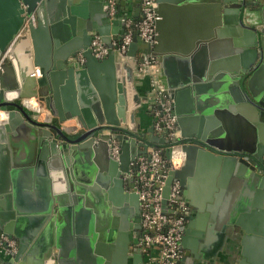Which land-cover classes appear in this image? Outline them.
Listing matches in <instances>:
<instances>
[{
	"label": "water",
	"instance_id": "95a60500",
	"mask_svg": "<svg viewBox=\"0 0 264 264\" xmlns=\"http://www.w3.org/2000/svg\"><path fill=\"white\" fill-rule=\"evenodd\" d=\"M90 1L0 0V56L14 40L13 51L4 58L0 70V86H5L4 75L15 64L21 75L18 96H38L61 120L77 116L84 127L78 135H69L55 123L33 119L28 108L15 99H4L0 91V109L6 110L5 116H8L10 124L27 120L41 127V136L48 134L51 137L49 141L42 140L43 150L37 161L38 168L45 167L43 172H46L49 183V204L36 217L35 226L28 235H19L11 225L0 223V234L4 232L19 238L18 250L6 251L0 247L1 253L11 255L8 259L0 256L1 261L8 264H27L24 256L27 248L28 253L35 257V264H144L141 239L133 237L137 220L134 210H141L140 199L133 188L134 177H126V172L129 171L130 162L137 155L147 152L150 146H164L166 156L172 154L169 140L159 135L154 125L149 129V136L139 131L135 108L140 106L142 99L133 91L135 77L144 73L140 70L141 59L150 53L160 54L163 24L157 25L160 30V34H157L159 42H146L136 29L142 0L131 1L137 4L132 24L135 34L124 53L114 44V40H120L126 32L125 14L121 12L128 7L126 0H119L121 7L115 16L109 13L110 0H99L97 10L88 14ZM162 1L158 0L160 4L157 10L159 13L160 8L165 16L164 23L166 14ZM216 1L225 4L226 12L238 13L237 20L249 35V43L256 46L259 60L256 65L249 64L245 73H229L230 91L236 100L254 107L264 119V92L258 85L264 73V0ZM32 12L37 13L36 24L22 30L26 15ZM160 18L157 23L161 21ZM243 18L248 23H244ZM118 25L120 28L114 30ZM62 26L68 30L69 37L66 39L70 51L64 54L55 51L51 58L52 46L64 39L63 36L62 39L56 38L58 28ZM96 35H100L108 46L105 58L97 57L90 47ZM40 36L46 40L41 49L36 47V38ZM30 38L34 39V51L23 49L28 47ZM139 49L142 50L140 57L137 55ZM79 50L86 57L84 63L76 57ZM116 51L122 55L120 60H116ZM123 57L131 60L125 61ZM36 65L40 66L41 76L32 75V72H36ZM99 69L108 72L112 86L103 94L101 105L98 102L91 111L85 105L84 97L88 92L96 98L97 94L87 75L90 73L89 77L97 86L95 74ZM198 82L195 76H181L169 85L162 82L165 87L160 89L171 97H177L184 90L183 86H197L195 84ZM131 101L135 108L129 107ZM151 107L153 112L150 115L155 118L154 104ZM177 112L180 113L179 110ZM4 127L8 125L0 126V129ZM106 129L120 131L116 134L122 146L119 159L110 153L109 143L113 134L104 131ZM175 142L181 144L186 161L182 167L171 169L168 173L164 188L165 206L172 182L180 179L184 184L185 173L197 161L227 162L236 172L255 176V180L264 186V148L233 149L200 132H182ZM46 152L52 155L49 161L45 160ZM235 209L229 220L228 236L233 248L244 255L247 241L256 239L264 244V219L257 209L241 212L238 205ZM182 258L188 259V264L223 262L222 259L214 260L206 256L201 250L185 252ZM234 264L246 262L238 258Z\"/></svg>",
	"mask_w": 264,
	"mask_h": 264
},
{
	"label": "crops",
	"instance_id": "0c3cea01",
	"mask_svg": "<svg viewBox=\"0 0 264 264\" xmlns=\"http://www.w3.org/2000/svg\"><path fill=\"white\" fill-rule=\"evenodd\" d=\"M98 1L91 0L88 3V14L97 10ZM131 1L133 0H126L128 7L121 12L125 14L124 16L134 18L137 4L134 5ZM117 2L118 8L121 7L120 1ZM161 3H164L166 20L162 23L165 16L158 8L161 21L157 25L163 24L164 37L162 42L160 41V54H154L160 64V71L155 74L158 80L157 87H165L162 82L169 85L181 76L187 75L195 76L199 81L195 84L197 86L191 84L183 86L184 90H180L177 97L167 94L174 100L175 113L177 118L180 117V121L178 120L180 133L200 132L223 143L225 147L233 149L254 147L262 150L264 119L261 113L253 109L254 107L246 106L241 100H236L229 88V73H245L249 64L259 63L256 46L249 43V35L237 20L238 13L226 12L225 4H218L216 0H163ZM159 4L158 2V6ZM141 16L142 10L140 18ZM243 22L248 23L245 18ZM119 28V25L115 26L114 30ZM57 31L56 38L69 37L65 26L58 28ZM157 32L160 34L159 28ZM64 39L52 46L54 51L50 53L51 58L54 57L55 51H58V54L70 51L68 39ZM33 40L30 38L28 47L23 49L29 48L34 51ZM36 40L38 41L36 47L40 49L41 45L46 43L41 36ZM156 42H159V39ZM5 52L0 56L2 64L8 55L5 56ZM137 55L139 57L142 55L141 49ZM105 57L106 55L103 56ZM121 58L122 55L116 51V60ZM123 58L125 61L130 59ZM38 67L40 66L36 65L35 69ZM95 75L98 78L97 86L89 77L90 73L87 79L95 87L97 98L95 95L91 96V92L84 97L85 105L91 111L98 102L101 105L103 94L112 86V78L108 76V72L99 69ZM155 76L143 73L135 77L133 91L138 93L142 100L137 108L132 101L129 105L130 108H135L138 129L145 136L150 135L149 129L154 125L152 119L155 118L150 112H153L151 80ZM261 76L258 85L263 93L264 73ZM20 77V69L15 68L13 64L4 75L5 86L3 88L0 86V91L3 92L4 99H15L23 105V97L18 96L21 88ZM43 103L48 108L45 112L36 116L37 113L29 110L33 119L55 123L69 135L76 136L83 131L84 127L77 116L61 120L45 101ZM4 114L7 115L6 112ZM7 117L0 120V126L8 125L0 129V223L11 225L19 235L24 236L32 232L36 217L42 214L49 204V183L46 172H43L45 167L38 168L37 161L43 150L42 140L49 141L51 137L48 134L41 136L42 129L39 125L29 123L27 120L10 124ZM51 157V153L46 152L45 160L49 161ZM185 161L184 154V160L178 168L182 167ZM178 181L182 184L184 198L188 203L181 239L183 256L185 252L201 250L214 260H223L216 261L215 264H225L227 261L235 263L238 258H243L246 264H264L263 243L256 239L247 241L243 255L240 250L237 252L233 248L228 236L231 226L229 220L236 212V205L241 208V212L259 210L264 219V186L259 180H255V176L240 174L227 162L207 160L197 161L190 167L185 173L184 184L180 179ZM14 238L18 241V250L19 238L16 236ZM242 247L240 243V248ZM28 252L27 248L24 252L25 261L27 264H35V257ZM158 254L159 247L154 245L150 255L155 257ZM0 256L8 259L11 255L8 252H0ZM149 256L143 251L144 264H149ZM188 263V259L181 258L175 264ZM0 264L8 263L0 259Z\"/></svg>",
	"mask_w": 264,
	"mask_h": 264
},
{
	"label": "built area",
	"instance_id": "2783aa9c",
	"mask_svg": "<svg viewBox=\"0 0 264 264\" xmlns=\"http://www.w3.org/2000/svg\"><path fill=\"white\" fill-rule=\"evenodd\" d=\"M142 16L136 22L138 34L146 42L154 44L157 41V20L160 18L158 13L157 0H142ZM109 12L112 16L118 14L117 0H110ZM126 32L120 40H114V44L122 52H127L129 44L133 40L135 28L132 27L134 18L124 16ZM37 15L35 12L26 15L22 30H28L31 25L36 24ZM14 41V40H13ZM13 41L5 52V56L13 50ZM92 52L97 57H103L108 53V46L100 35H96L90 45ZM81 62L85 61L83 51L76 55ZM140 70L147 74H155L160 71L159 60L156 55L150 53L147 57L141 59ZM2 69V60L0 61V70ZM35 76H41L40 67ZM157 78L152 77V97L155 111L154 127L159 135H163L169 140L172 147V154L167 157L164 146H150L145 153L136 156L130 162L129 171L126 177H134V190L138 193L141 208V223L143 235L141 239L143 251L150 255V250L154 245L159 247L158 256L150 255L149 264H175L184 255L181 245L183 237V225L185 222V211L187 201L184 198L182 184L175 180L172 182L170 192L167 197V206H165L164 188L168 173L171 169L178 168L184 160V152L181 150V144H176L180 137V128L177 114L174 109V100L157 87ZM23 105L29 110L41 114L48 109L43 100L38 96L22 98ZM6 110L0 109V120L5 117ZM121 125H125L122 123ZM106 132L112 133L113 137L109 143L111 155L119 159L121 156V141L116 136L119 130L106 129ZM0 247L6 251L17 250L18 241L14 237L2 232L0 234ZM225 264H234L233 261H227Z\"/></svg>",
	"mask_w": 264,
	"mask_h": 264
},
{
	"label": "flooded vegetation",
	"instance_id": "af4514ba",
	"mask_svg": "<svg viewBox=\"0 0 264 264\" xmlns=\"http://www.w3.org/2000/svg\"><path fill=\"white\" fill-rule=\"evenodd\" d=\"M187 208H188V203H187ZM134 216L136 217L137 220L135 222L136 229H135V233L133 234V237L142 239L143 230L141 226V210L135 209ZM186 216L187 214L185 213V220H186ZM141 246H142V243H141Z\"/></svg>",
	"mask_w": 264,
	"mask_h": 264
}]
</instances>
